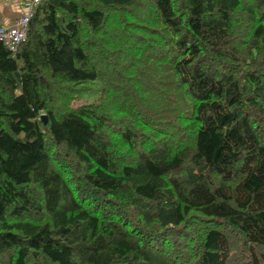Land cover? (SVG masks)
I'll return each instance as SVG.
<instances>
[{
    "label": "trees",
    "instance_id": "trees-1",
    "mask_svg": "<svg viewBox=\"0 0 264 264\" xmlns=\"http://www.w3.org/2000/svg\"><path fill=\"white\" fill-rule=\"evenodd\" d=\"M0 264H264V0L33 5L0 43Z\"/></svg>",
    "mask_w": 264,
    "mask_h": 264
},
{
    "label": "built area",
    "instance_id": "built-area-1",
    "mask_svg": "<svg viewBox=\"0 0 264 264\" xmlns=\"http://www.w3.org/2000/svg\"><path fill=\"white\" fill-rule=\"evenodd\" d=\"M42 0H28L27 12L14 20L9 27H0V43L13 52L25 39L28 20L32 13V6Z\"/></svg>",
    "mask_w": 264,
    "mask_h": 264
},
{
    "label": "crops",
    "instance_id": "crops-1",
    "mask_svg": "<svg viewBox=\"0 0 264 264\" xmlns=\"http://www.w3.org/2000/svg\"><path fill=\"white\" fill-rule=\"evenodd\" d=\"M28 0H0V27H9L15 19L26 14Z\"/></svg>",
    "mask_w": 264,
    "mask_h": 264
},
{
    "label": "rangeland",
    "instance_id": "rangeland-1",
    "mask_svg": "<svg viewBox=\"0 0 264 264\" xmlns=\"http://www.w3.org/2000/svg\"><path fill=\"white\" fill-rule=\"evenodd\" d=\"M89 92L87 94L82 95L80 98L78 96H75V98L72 101V106H77L79 104H82L84 102H92L96 99L97 97V92H96V85L90 84L89 85Z\"/></svg>",
    "mask_w": 264,
    "mask_h": 264
},
{
    "label": "water",
    "instance_id": "water-1",
    "mask_svg": "<svg viewBox=\"0 0 264 264\" xmlns=\"http://www.w3.org/2000/svg\"><path fill=\"white\" fill-rule=\"evenodd\" d=\"M40 120H41V122L44 124L45 123V117L44 116H41L40 117Z\"/></svg>",
    "mask_w": 264,
    "mask_h": 264
}]
</instances>
